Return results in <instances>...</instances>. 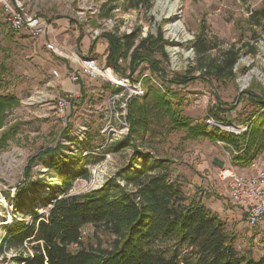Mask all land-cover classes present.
<instances>
[{
	"label": "rangeland",
	"instance_id": "obj_1",
	"mask_svg": "<svg viewBox=\"0 0 264 264\" xmlns=\"http://www.w3.org/2000/svg\"><path fill=\"white\" fill-rule=\"evenodd\" d=\"M167 1L174 5L171 11L158 0H21L28 13L38 14L52 24L57 54L47 47L53 40L52 35L33 37L28 30L11 29L0 5V94L13 95L19 100L8 111L5 125L0 129V133L6 129L13 132L7 145L0 149L3 182L0 240L4 227L14 220L29 221L33 212L47 209L41 199L47 198L62 181L61 172L77 174L68 191L74 195L100 187L121 170L132 171L154 160H164L162 164L169 172V180L185 196L190 198L199 190L206 193L207 199L217 200L216 204L224 203L226 210L220 218L233 235L234 246L240 254L253 259L264 255V222L248 226L239 206L229 199L226 181L219 177L222 170L230 167L239 174L245 175L248 171V165H234L230 147L222 141L189 138L184 130L170 128L167 119L155 112L134 144L124 141L130 128L128 103L131 99L141 102L147 85L168 89L171 101L179 104L182 117L193 123L204 122L210 131L216 127L235 135L247 132L244 118L252 110L243 92L258 94L264 90V34L260 28H250L246 21L250 11L259 9L263 0ZM60 22H67L78 31V36L90 42L105 32L115 31L119 35L136 32L138 38L148 34L157 36L160 32L162 42H153L152 46H156L153 57L160 61L166 79L183 82L167 84L158 73L151 72L147 62H141L130 73L128 56L117 58L116 64L122 73L119 74L106 64L107 49L96 53L93 46L92 51L89 48L82 51L81 40L58 30ZM176 22L181 25V32L173 36L169 26ZM102 25L105 31L92 38L91 30ZM198 35L208 44L201 56L193 46ZM230 48L238 52L233 76L214 74L224 52ZM75 56L94 58L100 68H111L126 78L130 86L139 83L143 95H129L128 87L103 77L80 74L72 81L71 70L79 69ZM58 98L69 102L63 113L56 108ZM216 107L221 120L228 124L208 114L209 109ZM208 119L215 125L210 126ZM56 145L60 147L56 154L45 152ZM36 154L39 157L30 169L31 184L21 188L22 194H17L16 188L24 182L28 160ZM56 157L63 160V165L52 163ZM252 161L264 166V151ZM80 170H85L87 177L80 175ZM115 182L120 183V178ZM20 195L25 205L17 209L14 203ZM110 238L90 226L82 230L86 248L100 244L106 247Z\"/></svg>",
	"mask_w": 264,
	"mask_h": 264
},
{
	"label": "trees",
	"instance_id": "obj_2",
	"mask_svg": "<svg viewBox=\"0 0 264 264\" xmlns=\"http://www.w3.org/2000/svg\"><path fill=\"white\" fill-rule=\"evenodd\" d=\"M246 21L250 28H260L264 34V0L259 9L250 11ZM100 36L108 42L106 64L119 74L122 73L116 60L128 56L130 73L137 70L141 62H147L151 72L158 73L167 84L183 82L166 79L160 61L153 57L156 47L152 46L153 42H162L160 32L144 38H138L136 32L119 35L115 31ZM193 46L198 56L208 49L206 40L200 35ZM89 50H93L92 44ZM160 51L164 56L162 46ZM237 58V50H226L213 73L233 76ZM165 89L147 85L141 102L138 99L129 101L130 128L125 142L134 144L155 112L167 119L170 128L184 130L189 138L222 141L232 149L234 165H249L264 151V90L258 94L243 92L252 110L244 118L247 132L235 135L216 127L210 131L204 122L193 123L182 117L179 104L171 101L170 91ZM18 104L17 97L0 94V129L5 125L8 111ZM217 110V107L209 109L208 114L214 120L227 123L221 120ZM12 133L10 129L0 133V149L7 145ZM59 149L56 145L45 152L56 154ZM38 154L28 160L24 182L22 187L16 188L17 194H22L21 188L31 184L30 169ZM163 162L154 160L132 171L121 170L100 187L74 195L68 191L77 174L61 172L62 181L46 195L47 198L41 199L43 205H47L44 213L35 211L29 221L14 220L4 227L0 253L3 248L15 251L13 261L16 264H264V255L253 259L236 250L226 223L204 204L202 199L206 193L197 190L190 198L185 196L179 186L169 180ZM52 163L61 166L63 160L56 157V162ZM79 174L87 177L85 170H80ZM117 177L120 183L115 182ZM24 205L20 195L14 206L22 209ZM86 226L109 235V244L84 247L82 230Z\"/></svg>",
	"mask_w": 264,
	"mask_h": 264
},
{
	"label": "built area",
	"instance_id": "obj_3",
	"mask_svg": "<svg viewBox=\"0 0 264 264\" xmlns=\"http://www.w3.org/2000/svg\"><path fill=\"white\" fill-rule=\"evenodd\" d=\"M0 5L5 11L7 22L11 29L15 31H20L22 29L28 30L33 37H39L44 34L52 35L53 40L47 44V47L57 54L54 48L58 45L56 44V35L54 34V28L51 23L38 14L28 13L25 10L23 4H21V0H0ZM107 22L110 25L113 24L111 20H108ZM104 31L105 25H102L99 28L91 30L90 36L95 39L97 35ZM59 49L61 50V48ZM76 61L79 63V69L73 68L71 70L70 73L72 81H76L79 75L83 74L92 78L103 77L114 83L110 78L107 77L108 73H110L114 77L118 78L119 81L121 80L120 83L114 84L128 87L129 95L135 97L142 96L144 93L142 85L139 83L132 86L128 85V80L126 78L114 73L111 68H100L94 58L89 56H81L76 57ZM53 74L54 76H58L56 71H53ZM124 84H127V86H124ZM68 105L69 102L65 99H57L56 108L59 112L63 113ZM207 123L210 126L215 125V122L212 119H208ZM123 125H125L127 129V123L125 122ZM219 175L220 179L225 180L227 183V190L230 200L239 206V208L243 211L244 222L248 226H255L264 222V166H260L252 161L248 165V171L245 175L236 173L233 167L222 170L221 174ZM2 187L3 182L0 179V190ZM10 191L12 192L11 198L13 199L14 189ZM44 212L45 211H39V213ZM1 243L2 242L0 240V245ZM15 255V251H6L3 248V251L0 253V256L2 257L0 264H16L13 261Z\"/></svg>",
	"mask_w": 264,
	"mask_h": 264
},
{
	"label": "crops",
	"instance_id": "obj_4",
	"mask_svg": "<svg viewBox=\"0 0 264 264\" xmlns=\"http://www.w3.org/2000/svg\"><path fill=\"white\" fill-rule=\"evenodd\" d=\"M60 23L61 24H59L60 27L58 30H62V33L68 32V33H66V35H70L71 37L78 38V41L81 40L80 41V48L82 49V51L84 49L89 48V46H91V44L94 46V52H96V53H100V51H102V53H103L107 49L108 42L105 38L100 36L101 38H97L96 41L90 42L89 40L86 39V37L82 38L81 36H78V33H77L78 31L73 26L69 25L67 22H60ZM202 200L208 208H210L214 212L216 211L217 214L219 215V217L224 215V211L226 210V208H225L223 202L218 201V204H216L217 200H215L213 197L209 198V199L204 197ZM232 203L235 204L234 202H232Z\"/></svg>",
	"mask_w": 264,
	"mask_h": 264
},
{
	"label": "bare ground",
	"instance_id": "obj_5",
	"mask_svg": "<svg viewBox=\"0 0 264 264\" xmlns=\"http://www.w3.org/2000/svg\"><path fill=\"white\" fill-rule=\"evenodd\" d=\"M158 2L164 7L168 8V10H172V8L174 7L173 4H168V1L167 0H158ZM169 12V11H168ZM169 30H170V33L173 35V36H177L178 32H181V25L176 22L172 25L169 26ZM108 78H110L114 83H120L121 80L119 81L118 78L114 77L113 75L109 74L107 75ZM245 80L247 81V78H245ZM244 80V81H245ZM243 81V80H242ZM246 83V82H245ZM124 86H127V84H124ZM243 86V84L241 85ZM235 130H240L238 128H236Z\"/></svg>",
	"mask_w": 264,
	"mask_h": 264
}]
</instances>
